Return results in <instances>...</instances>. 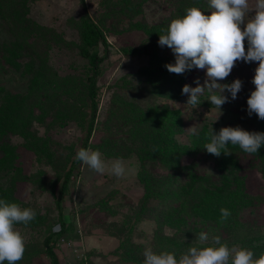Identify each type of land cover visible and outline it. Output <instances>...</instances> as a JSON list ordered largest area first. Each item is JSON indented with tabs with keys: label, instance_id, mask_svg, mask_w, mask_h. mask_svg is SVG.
<instances>
[{
	"label": "rangeland",
	"instance_id": "374dc122",
	"mask_svg": "<svg viewBox=\"0 0 264 264\" xmlns=\"http://www.w3.org/2000/svg\"><path fill=\"white\" fill-rule=\"evenodd\" d=\"M179 1L133 0V7H139L140 12L128 16L118 0H0V199L36 212L28 225L15 226L24 237L26 248L17 264H52L43 247L44 239L51 233H55L52 243L60 264H134L124 252L126 244L132 246V251L140 249L141 254L145 248L156 250L152 241L155 222L135 215L143 187L137 179L139 161L134 154L118 158L102 153L104 173L82 162L77 164L62 203L66 231L62 236L52 231L59 224V187L84 141L91 117L85 82L90 67L88 60L79 55L83 15L87 14L101 28L108 44L107 58L96 79L97 111L88 148L98 150L96 147L105 138L118 139L121 132L128 133V118L136 115L139 108L146 110L162 104L180 111L183 129L176 139L182 145L189 144L190 137L204 127L207 132L211 127L216 132L227 126L247 131L260 127L262 120L246 111V99L254 90L251 79L257 62L239 61L225 80L217 81H242L237 98L223 105L217 120L218 112L207 101V90L193 109L186 105L187 96L180 93L184 84L195 87L197 79L203 85L205 70L194 69L184 78L167 73L163 83L169 92L182 95L178 100L161 98L150 87L153 81L145 76L150 66L174 63L171 50L160 47L158 39L167 27V17L176 14ZM191 1L190 7L210 14L208 0ZM13 4L40 30L33 26L17 29L11 22ZM254 8L255 0H249L250 14H254ZM129 49H137L138 54L122 52ZM93 51L105 53L102 46ZM239 155L244 177L242 191L252 200V206L236 216V221L242 223L237 238L251 237L254 246L264 238V176L251 155ZM214 158L217 157L211 154L206 158L185 157L182 164L194 167L200 175L215 177ZM221 158L220 155L217 161ZM116 159L126 169L121 178L108 170ZM213 231L207 232L210 237L219 235L229 247H243L231 244L230 235ZM173 233L165 229L167 236ZM260 244L264 245V239Z\"/></svg>",
	"mask_w": 264,
	"mask_h": 264
},
{
	"label": "trees",
	"instance_id": "16d2710c",
	"mask_svg": "<svg viewBox=\"0 0 264 264\" xmlns=\"http://www.w3.org/2000/svg\"><path fill=\"white\" fill-rule=\"evenodd\" d=\"M79 1L83 3V0ZM120 2L123 3V9H125V13H128V16L140 12L139 7H133V0H118V3ZM190 2L192 1L180 0L178 7H176V14L170 15L165 20L167 25L172 19L184 15L186 8L192 6ZM13 6L10 10L11 22L17 29H26L27 26H33L35 30H40L38 26L26 18V13L17 4H13ZM81 24L79 55L88 60L90 67V76L87 77L85 82L87 96L90 101L91 117L80 148L88 149L97 111L96 79L100 74L101 64L107 58L108 44L104 32L96 23L91 21L87 14L82 16ZM150 31L160 32L159 29L156 30L155 28H150ZM99 46H102L105 51L103 55L93 51ZM122 52L129 55L138 54L137 49L122 50ZM194 69L186 71L183 75L176 74V78H184L185 74ZM167 73L170 72L167 71L164 65L152 64L145 76H150L151 80L149 79V81H153L150 84L153 85L150 87L158 92L159 97L172 101L178 100L182 95L177 96L174 92L172 94L163 83ZM168 107V104H162L146 110L139 108L136 115L128 118L131 122V124H128L131 127L128 133L121 132L122 136L118 139L105 138L103 143L96 147L98 151L107 157L121 158L131 154L137 156L139 161L137 179L143 187V195L138 203L139 208L135 211V215H139L140 220L145 219L155 222L156 230L152 238L156 247L155 252L169 251L179 256L191 246L200 247L196 240L200 232L211 231L214 233L213 230H217L230 235L231 244H240L244 248L252 250L258 257L261 252H264V250H261L264 245L260 244L264 238L262 240L258 239L254 246L251 245V237L237 238V232L242 227V223L236 221V216H239L244 209L252 206L251 199L248 200L242 191L244 190V177L242 176L243 170L240 161L241 157L246 155L243 154L237 158L243 151L239 146L229 144L227 148L231 152L230 155L221 153L222 158L218 161V157L214 158L217 162L215 177L200 175L196 173L194 167L183 166L182 160L185 157L193 159L209 157V153L204 149L205 144L210 142L207 127L190 137L189 144L182 145L178 143L176 137L182 133L183 120L180 111L171 110ZM259 126L257 131L264 132V120L260 122ZM251 156L255 162V167L262 172L263 177L264 147L259 149L257 154ZM79 163L81 162L73 157L58 190L56 206L60 214L59 225L61 230L57 236H62L66 231L65 219L61 214L62 203L72 172ZM150 203L154 205L149 206ZM221 208L228 209L231 213L224 221H221ZM165 229L174 232L173 235L167 236ZM54 236L55 233L49 234L44 239L43 247L51 263L60 264L52 243ZM140 251V249L132 251V246L127 244L124 250L128 261L134 264H143L144 257Z\"/></svg>",
	"mask_w": 264,
	"mask_h": 264
},
{
	"label": "clouds",
	"instance_id": "9594fccd",
	"mask_svg": "<svg viewBox=\"0 0 264 264\" xmlns=\"http://www.w3.org/2000/svg\"><path fill=\"white\" fill-rule=\"evenodd\" d=\"M208 4L209 15L189 7L183 16L172 19L162 29L158 45L167 46L174 56V63L165 64V68L177 75L193 68L205 70L204 84L201 85L198 79L194 81L195 87L184 84L181 94L187 96L186 105L193 109L201 103L200 97L207 90V101L217 110V120L222 115L223 105L230 99L235 100L242 89V81L238 78L231 83L217 81L225 80L239 61L257 62L251 79L254 90L246 99V111L249 116L254 113L259 120H264V0H255L254 14L249 12V0H208ZM174 104L180 108L179 104ZM207 135L210 142L204 149L216 157L221 153L230 155L229 144L239 146L249 155L257 154L264 147V132L247 131L239 126L221 127L218 132L211 127ZM74 159L98 173L105 171L106 164L98 150L79 148ZM108 170L117 178L126 172L120 159L112 161ZM220 213L221 221L231 215L225 208H221ZM35 217V210L22 209L16 203L0 199V264H17L23 259L25 239L15 226H26ZM60 230L59 224L52 227L53 232ZM196 240L203 246H191L179 256L174 252L156 253L150 247L145 248L143 264H264V252L257 257L248 248L229 247L219 235L210 237L207 232H200Z\"/></svg>",
	"mask_w": 264,
	"mask_h": 264
},
{
	"label": "built area",
	"instance_id": "2783aa9c",
	"mask_svg": "<svg viewBox=\"0 0 264 264\" xmlns=\"http://www.w3.org/2000/svg\"><path fill=\"white\" fill-rule=\"evenodd\" d=\"M76 251H78V250H75L74 252H76Z\"/></svg>",
	"mask_w": 264,
	"mask_h": 264
}]
</instances>
